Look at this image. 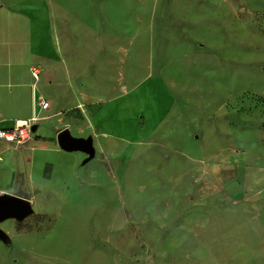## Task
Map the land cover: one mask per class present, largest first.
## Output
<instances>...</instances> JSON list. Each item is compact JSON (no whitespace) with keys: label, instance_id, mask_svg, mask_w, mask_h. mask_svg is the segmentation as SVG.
<instances>
[{"label":"crops","instance_id":"obj_1","mask_svg":"<svg viewBox=\"0 0 264 264\" xmlns=\"http://www.w3.org/2000/svg\"><path fill=\"white\" fill-rule=\"evenodd\" d=\"M144 1L0 0V129L33 115L37 126L24 146L0 139V199L23 198L31 208L23 218L0 221L4 245L12 244V232L40 228L43 204L56 202L62 188L79 178L78 170L104 165L107 158L118 163L128 147L158 136L163 126L168 134L176 130L177 138H194L188 124H206L222 107L221 86L207 79L177 85L175 62L183 56L192 74L201 60L212 59L213 66L204 64L199 72H211L213 80L238 1ZM31 67L38 69L37 79ZM39 99L48 102L46 108ZM63 129L89 139L93 154L63 148L57 140ZM225 161L215 167L221 176ZM255 194L232 202L243 211L256 202L260 211L254 216L264 218V199Z\"/></svg>","mask_w":264,"mask_h":264},{"label":"rangeland","instance_id":"obj_2","mask_svg":"<svg viewBox=\"0 0 264 264\" xmlns=\"http://www.w3.org/2000/svg\"><path fill=\"white\" fill-rule=\"evenodd\" d=\"M35 1L44 2L25 3ZM237 1L213 80L199 72L212 59L192 74L183 56L175 62L177 85L207 79L221 86L223 104L211 120L190 122V139L163 126L118 163L107 158L78 170L56 202L43 204L38 230L12 232L10 246L0 242V264H264V218L254 216L260 206L243 211L232 202L258 191L264 199V0ZM221 158L222 176L215 170Z\"/></svg>","mask_w":264,"mask_h":264},{"label":"water","instance_id":"obj_3","mask_svg":"<svg viewBox=\"0 0 264 264\" xmlns=\"http://www.w3.org/2000/svg\"><path fill=\"white\" fill-rule=\"evenodd\" d=\"M36 124L31 126V131L36 129ZM58 143L65 149H80L89 156L93 154V148L89 139L74 138L70 136L67 130L63 129L57 134ZM31 212L30 205L27 200L16 196H4L0 199V221L7 217L23 218ZM0 237L3 233L0 230Z\"/></svg>","mask_w":264,"mask_h":264},{"label":"built area","instance_id":"obj_4","mask_svg":"<svg viewBox=\"0 0 264 264\" xmlns=\"http://www.w3.org/2000/svg\"><path fill=\"white\" fill-rule=\"evenodd\" d=\"M32 76L38 78V69L36 67H31ZM38 104L42 108H46L48 102L42 99L38 100ZM36 120V116H32L30 119L16 121L12 128L0 129V139L4 140L15 146H24L31 140V126Z\"/></svg>","mask_w":264,"mask_h":264}]
</instances>
